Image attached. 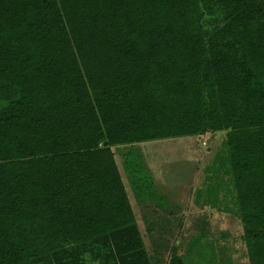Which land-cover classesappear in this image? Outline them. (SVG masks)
<instances>
[{
  "label": "trees",
  "instance_id": "16d2710c",
  "mask_svg": "<svg viewBox=\"0 0 264 264\" xmlns=\"http://www.w3.org/2000/svg\"><path fill=\"white\" fill-rule=\"evenodd\" d=\"M217 133L206 181L264 264V0H0V264H187L205 230L161 233L127 149L150 250L113 148Z\"/></svg>",
  "mask_w": 264,
  "mask_h": 264
},
{
  "label": "rangeland",
  "instance_id": "374dc122",
  "mask_svg": "<svg viewBox=\"0 0 264 264\" xmlns=\"http://www.w3.org/2000/svg\"><path fill=\"white\" fill-rule=\"evenodd\" d=\"M223 140L224 134L217 133L203 137L188 136L151 141L139 145L137 156L139 163L144 162L145 167L153 174L154 182H157L156 192L163 197L166 205V211L161 216L166 225H170L166 226L165 230H162V227L161 233L168 231V236H174L180 231L183 238L188 239L191 235L197 239L201 229L205 230L208 241L230 240L228 243L231 250L244 252L246 249L242 241V224L240 220H232L235 213L234 194L230 196L231 188L227 185V180L223 182L222 178L218 177L206 181L210 176L209 172L217 168L216 158L218 153L222 152ZM129 194L140 230L150 249L140 210L133 194ZM213 200L215 201L212 204ZM202 206L204 208H201ZM227 214L231 216L228 218ZM157 234L161 235L159 231L154 233L155 236ZM220 241L217 240L216 244H221ZM202 245L206 250L212 249L205 241ZM187 254V264H197L196 255L191 251ZM239 260L246 258H238Z\"/></svg>",
  "mask_w": 264,
  "mask_h": 264
},
{
  "label": "crops",
  "instance_id": "0c3cea01",
  "mask_svg": "<svg viewBox=\"0 0 264 264\" xmlns=\"http://www.w3.org/2000/svg\"><path fill=\"white\" fill-rule=\"evenodd\" d=\"M140 144H143V143H140ZM140 144H136L132 147L121 146V147L113 148V151L116 154V161H117L118 166L120 168L123 180L126 184V189H127L128 194L129 193L133 194V192L129 186V183L127 181V176H126L125 171L123 169V160L124 159H122V158H124V155L127 152V149L128 150L132 149V150L138 151L137 149L139 148ZM118 160L120 162H118ZM152 178H153V180H155L153 174H152ZM155 185H157V182L155 183ZM129 197H130V194H129ZM136 206L138 207V205H136ZM201 208H204V206H202ZM196 209H199V207H196ZM230 216H231L230 214H227L228 218ZM136 218H137V216H136ZM232 218H233L232 220L234 222L235 221L239 222L238 221L239 219L237 217L233 216ZM215 220H217V218H215ZM217 240L220 241L219 239H217ZM217 240L215 239V240H210L207 242L208 246L212 247V249L206 250V247L202 246L203 247L202 250L198 251V254H197V260H198L197 264H250L249 257H248V251H247V248H246V245L244 244V242H243V246H244V249H246V251L243 252L240 250L238 251L237 249L231 250L230 245L228 243L230 240H228L227 242H226V240H223V241H220L221 244H216ZM181 254H182V252H181ZM242 257L246 258V260H239L238 261V258H242Z\"/></svg>",
  "mask_w": 264,
  "mask_h": 264
},
{
  "label": "water",
  "instance_id": "95a60500",
  "mask_svg": "<svg viewBox=\"0 0 264 264\" xmlns=\"http://www.w3.org/2000/svg\"><path fill=\"white\" fill-rule=\"evenodd\" d=\"M104 145H106V143H104Z\"/></svg>",
  "mask_w": 264,
  "mask_h": 264
}]
</instances>
